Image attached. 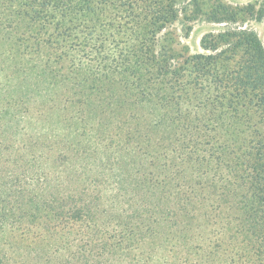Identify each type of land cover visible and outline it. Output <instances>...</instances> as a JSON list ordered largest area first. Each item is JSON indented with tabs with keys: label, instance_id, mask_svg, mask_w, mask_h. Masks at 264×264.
<instances>
[{
	"label": "trees",
	"instance_id": "16d2710c",
	"mask_svg": "<svg viewBox=\"0 0 264 264\" xmlns=\"http://www.w3.org/2000/svg\"><path fill=\"white\" fill-rule=\"evenodd\" d=\"M232 12L0 0L4 41L96 120L89 146L52 161L47 135L20 134L29 93L0 99V264H150L134 254L147 238L170 247L163 264H264V45ZM201 14L231 27L175 50V25L188 37ZM19 251L32 263L11 262Z\"/></svg>",
	"mask_w": 264,
	"mask_h": 264
},
{
	"label": "rangeland",
	"instance_id": "374dc122",
	"mask_svg": "<svg viewBox=\"0 0 264 264\" xmlns=\"http://www.w3.org/2000/svg\"><path fill=\"white\" fill-rule=\"evenodd\" d=\"M197 1L202 14H208L213 7L218 5H223L226 9L233 11L235 24H232V26L254 31L264 45V0ZM202 14L190 24L191 32L188 37H185L184 33L180 31V25H175L174 35L170 42L175 50L180 51L183 49L189 54L199 52V41L204 34L218 33L231 27V24L209 23ZM16 48L12 43L4 41L2 34H0V89H2L0 90V99L12 101L13 99H19L22 93H29L30 97L25 106L27 110L21 112L20 134L28 133L35 136L39 134L42 137L47 135V140L51 142L53 150L46 151L45 154L52 161H55L61 154L68 157L72 156L73 153L68 149L65 150L64 146H70L72 151L89 146L86 139L83 138L82 132L94 128L96 120L88 118L85 124L80 122L74 113L76 106L65 102V97L70 96L65 91V87L52 84L48 76H38L44 69L43 59L34 58L32 61H27V58L20 56L15 51ZM11 56L14 57V60H11ZM44 78H47V80ZM3 85L7 87L5 92H3ZM23 129L26 131L23 132ZM99 149L101 151V148ZM122 164L129 165L128 158ZM48 166L51 172L60 171L57 167H50L49 164ZM144 167L150 169L146 162ZM191 173V170L188 169L186 176L190 177ZM95 177L96 175H89L86 178L89 180V178ZM75 190L74 192H77L78 187ZM119 213L121 212L119 211ZM161 240H163L162 237ZM141 243L140 248L134 250V254L141 257L140 254L142 253V259L151 257L150 264H163V258L169 261L172 260L170 247L167 246L161 249L157 244L158 242L155 243L150 238L141 241ZM11 262L32 263V259L24 251H19L14 254Z\"/></svg>",
	"mask_w": 264,
	"mask_h": 264
}]
</instances>
